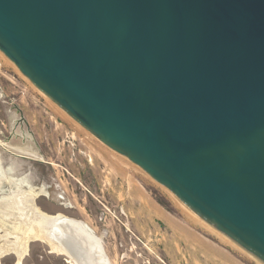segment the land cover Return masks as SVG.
<instances>
[{
  "label": "water",
  "instance_id": "water-1",
  "mask_svg": "<svg viewBox=\"0 0 264 264\" xmlns=\"http://www.w3.org/2000/svg\"><path fill=\"white\" fill-rule=\"evenodd\" d=\"M0 50L264 264V0H0Z\"/></svg>",
  "mask_w": 264,
  "mask_h": 264
},
{
  "label": "rangeland",
  "instance_id": "rangeland-1",
  "mask_svg": "<svg viewBox=\"0 0 264 264\" xmlns=\"http://www.w3.org/2000/svg\"><path fill=\"white\" fill-rule=\"evenodd\" d=\"M0 178V199L16 185L45 214L89 225L110 264H257L43 97L1 50ZM0 264H18V258L8 253ZM21 264L70 262L35 240Z\"/></svg>",
  "mask_w": 264,
  "mask_h": 264
},
{
  "label": "bare ground",
  "instance_id": "bare-ground-1",
  "mask_svg": "<svg viewBox=\"0 0 264 264\" xmlns=\"http://www.w3.org/2000/svg\"><path fill=\"white\" fill-rule=\"evenodd\" d=\"M2 179L0 178V191ZM9 182L15 185V181ZM15 187L11 196L0 199V239L6 242L0 246V262L8 253H13L18 258V264H21L28 253V245L37 240L47 244L52 252L65 255L70 264H110L104 241L89 225L66 215L45 214L34 205L35 196L30 199V195L28 198L22 188ZM26 202H31L32 205L27 206ZM8 225L13 230L8 229ZM12 237L15 239L14 243L10 242ZM64 248L70 249L73 256L63 253ZM90 257L92 262L88 261Z\"/></svg>",
  "mask_w": 264,
  "mask_h": 264
}]
</instances>
